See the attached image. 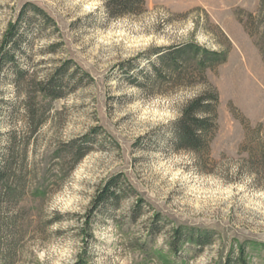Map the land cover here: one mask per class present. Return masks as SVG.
<instances>
[{"label": "rangeland", "instance_id": "rangeland-1", "mask_svg": "<svg viewBox=\"0 0 264 264\" xmlns=\"http://www.w3.org/2000/svg\"><path fill=\"white\" fill-rule=\"evenodd\" d=\"M144 1L137 14L110 17L105 0H0V41L26 2L54 22L34 21L21 85L12 67L0 74V151L14 169L0 182V264H264V188L247 162L251 129L264 124V0ZM187 39L227 52L207 71L219 104L200 164L168 139L201 86L152 93L124 76L149 49ZM67 60L73 89L53 99L29 89L42 121L31 131L24 84ZM85 134L92 148L78 158L66 143ZM112 177L121 198L93 210ZM175 229L212 240L174 250Z\"/></svg>", "mask_w": 264, "mask_h": 264}, {"label": "trees", "instance_id": "trees-1", "mask_svg": "<svg viewBox=\"0 0 264 264\" xmlns=\"http://www.w3.org/2000/svg\"><path fill=\"white\" fill-rule=\"evenodd\" d=\"M145 8L144 0H105L103 9L110 17H119L125 14H137ZM34 21L41 25L54 24L53 19L41 7L26 2L17 13L14 20L9 21L0 41V74L12 67L13 83L21 85L28 76V70L19 66V58L25 56V50L32 42V26ZM227 52L219 49H208L198 44L193 39H187L172 45L160 46L149 49L148 57L142 61L144 64L133 67L129 64L124 69L127 81L141 91L158 93L165 87L185 88L201 86L191 98L187 99L180 109L179 116L172 122L170 128L169 145L175 150L191 151L195 161L200 164L203 154L209 153L210 142L217 128L219 93L207 76L208 70L215 68L226 60ZM72 61L67 60L53 73L46 74L41 79L32 78L24 84L25 104L27 110V125L31 131H36L41 120L34 117V107L31 104L29 89L34 88V93L44 97L58 98L64 94L65 89L75 87L72 80L75 75L69 72ZM125 64V63H124ZM8 69V70H7ZM77 70V69H75ZM76 72V71H74ZM84 78L91 80L89 74L83 71ZM1 78V76H0ZM78 79L79 80H84ZM29 86V87H28ZM35 119V120H34ZM264 124L258 123L251 130L249 144H254L256 150L251 151V167L256 175V181L264 188V181H259L260 174L264 178V136L259 131ZM96 130V129H94ZM99 130V129H98ZM69 146L76 157H83L91 148V138L85 134L78 139H73ZM0 151V182L14 171L12 163ZM10 153V152H9ZM252 154H255L254 157ZM7 156V155H6ZM119 177H112L97 190L92 201V209L98 211L108 202H118L125 189L120 186ZM1 192V191H0ZM140 206V203L137 204ZM173 249L177 250L180 241L189 240L198 246L209 244L212 233L198 232L194 229H175L173 235ZM240 258L241 255L239 256Z\"/></svg>", "mask_w": 264, "mask_h": 264}]
</instances>
